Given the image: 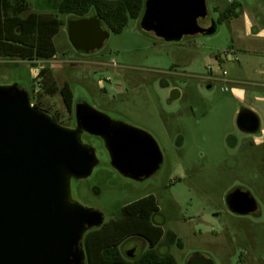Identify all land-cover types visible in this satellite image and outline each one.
I'll use <instances>...</instances> for the list:
<instances>
[{
  "label": "rangeland",
  "instance_id": "obj_1",
  "mask_svg": "<svg viewBox=\"0 0 264 264\" xmlns=\"http://www.w3.org/2000/svg\"><path fill=\"white\" fill-rule=\"evenodd\" d=\"M23 1L28 12L56 15L52 6L59 0ZM204 1L207 16L198 24L213 26L211 36L164 42L142 31L140 19H130L121 33L108 31L101 47L88 54L76 51L68 40L67 24L74 19L58 15L63 25L52 38L56 58L29 62L2 56L0 86L16 85L36 103L32 70L47 66L57 88L67 84L72 95L68 111L59 93H39L38 106L58 125L73 126L75 106L82 103L156 143L159 168L136 181L111 166L100 138L80 136L94 150L97 165L87 178L69 179L72 202L98 211L106 223L118 218L124 206L152 195L158 211L151 222L163 231L158 254L173 256L177 264H187L194 255L212 264H264V140L257 143V135L241 132L229 94L217 85L208 89L210 82L200 78L207 76L206 57L228 45L226 25L216 24L226 1ZM93 16L91 11L87 17ZM111 60L114 67L108 65ZM105 79L110 81L100 89L98 81ZM173 91L178 93L175 99ZM258 116L264 130V113ZM236 191L253 200L256 213L238 216L229 211L227 201ZM147 248L145 240L131 237L118 250L125 260H133ZM131 251L134 257L126 258L124 252Z\"/></svg>",
  "mask_w": 264,
  "mask_h": 264
},
{
  "label": "water",
  "instance_id": "obj_2",
  "mask_svg": "<svg viewBox=\"0 0 264 264\" xmlns=\"http://www.w3.org/2000/svg\"><path fill=\"white\" fill-rule=\"evenodd\" d=\"M204 0H145L139 26L164 42L185 36H211L204 28ZM68 40L79 52L99 49L108 31L93 16L67 24ZM178 96L176 91L171 98ZM76 129L58 125L31 106L16 85L0 86V264H85L84 235L104 224L102 215L70 200L69 179L87 178L97 165L94 150L80 142L81 131L100 138L111 166L123 177L152 176L162 157L154 140L133 127L111 121L85 104L74 110ZM237 128L253 134L255 114L242 110ZM250 202L234 197L233 203ZM230 212L245 215V209ZM187 264H212L194 255Z\"/></svg>",
  "mask_w": 264,
  "mask_h": 264
},
{
  "label": "trees",
  "instance_id": "obj_3",
  "mask_svg": "<svg viewBox=\"0 0 264 264\" xmlns=\"http://www.w3.org/2000/svg\"><path fill=\"white\" fill-rule=\"evenodd\" d=\"M236 3H231L216 24L235 15ZM56 15L28 12L23 0H0V57H16L22 60L47 62L55 56L52 38L63 25L58 15L73 19L88 18L93 11L105 29L119 34L128 20L141 19L144 0H59L54 5ZM42 90L53 96L59 93L65 108H72V95L67 84L60 89L47 66L39 73ZM30 102L40 108V99ZM158 211L152 195L136 200L121 209L118 218L109 220L101 227L88 231L82 240L86 264H177L171 255H160L155 250L163 231L152 224L151 217ZM138 237L146 241L147 250L133 260H125L118 250L127 238Z\"/></svg>",
  "mask_w": 264,
  "mask_h": 264
},
{
  "label": "crops",
  "instance_id": "obj_4",
  "mask_svg": "<svg viewBox=\"0 0 264 264\" xmlns=\"http://www.w3.org/2000/svg\"><path fill=\"white\" fill-rule=\"evenodd\" d=\"M225 1L223 6L219 7V14H222L231 3H236L238 7L233 17L221 23L225 24L228 30V45L222 51L232 50L237 60H218L227 75L214 77L207 71V66L215 63L219 53L210 54L206 57L207 76L200 78L210 82L208 89L214 85L222 87L223 91L226 88L227 91L224 92L233 100L232 113L249 111L256 115L260 125L258 113H264V3L259 0H254L250 4H247L246 0ZM203 27L206 28L208 25ZM263 137L264 130L262 136L256 140L257 143H261Z\"/></svg>",
  "mask_w": 264,
  "mask_h": 264
},
{
  "label": "built area",
  "instance_id": "obj_5",
  "mask_svg": "<svg viewBox=\"0 0 264 264\" xmlns=\"http://www.w3.org/2000/svg\"><path fill=\"white\" fill-rule=\"evenodd\" d=\"M56 57L54 56L52 59H55ZM215 63L213 65H210V66H207V71L213 75L214 77H225L227 75V72L222 69L220 63L218 62V60H231V61H236L237 58H236V55L235 53L232 51V50H225L223 52H221L220 54H218L215 58ZM109 66H113L114 67V61L111 60L110 63H108ZM43 66L41 67H35L33 68L32 70V77H33V80H34V83H35V88H36V91L34 92L35 94V98L37 99H40L38 96H39V93L42 91V87H41V84H40V77H39V73H40V70ZM109 79H105V80H99L98 81V86L100 89H103L104 87V83H109ZM224 91H227L226 88H224ZM41 101V99H40ZM31 106H33L31 104Z\"/></svg>",
  "mask_w": 264,
  "mask_h": 264
},
{
  "label": "flooded vegetation",
  "instance_id": "obj_6",
  "mask_svg": "<svg viewBox=\"0 0 264 264\" xmlns=\"http://www.w3.org/2000/svg\"><path fill=\"white\" fill-rule=\"evenodd\" d=\"M52 119L54 120V122H56L57 124H59L58 120L55 117H52ZM64 128H67V129H76V123L73 126H71V127L66 126ZM262 134H263V130L260 128V125H259V127H258V129H257V131L255 133H253V134H246V135H249V136H253V135L255 136V135H257L260 138L262 136ZM83 135L86 136L87 134L81 131V135L80 136H83ZM238 196H240V197H243L244 196L247 199V201L250 202V205L249 204L242 205L239 202L233 203L234 197H238ZM227 206H228L229 211H230L231 208L245 209L247 211V213L245 215H238V216L252 215V214L256 213V210H257V207H256L255 203L253 202V200L249 196L242 194L240 191L234 192L229 197V199L227 201ZM124 256L126 258H128V259H132L134 257V254H133L132 251L131 252H124Z\"/></svg>",
  "mask_w": 264,
  "mask_h": 264
}]
</instances>
